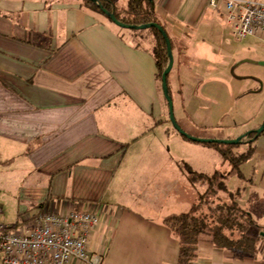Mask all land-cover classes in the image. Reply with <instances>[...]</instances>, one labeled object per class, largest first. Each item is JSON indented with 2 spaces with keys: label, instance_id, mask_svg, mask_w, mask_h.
<instances>
[{
  "label": "crops",
  "instance_id": "crops-1",
  "mask_svg": "<svg viewBox=\"0 0 264 264\" xmlns=\"http://www.w3.org/2000/svg\"><path fill=\"white\" fill-rule=\"evenodd\" d=\"M84 1L0 0V163L25 158L15 174L26 177L24 205L10 215L0 203V222L19 232L44 208L103 207L90 245L92 256L103 252L100 264H178L180 242L164 220L196 200L183 163L207 175L232 166L220 147L171 124L155 34L121 27ZM153 1L172 42L178 124L215 139L258 128L263 90L242 69L223 13L207 0ZM250 144L241 175L226 185L241 190L240 206L264 228V132ZM260 234L254 255L202 234L193 264H264Z\"/></svg>",
  "mask_w": 264,
  "mask_h": 264
},
{
  "label": "trees",
  "instance_id": "trees-1",
  "mask_svg": "<svg viewBox=\"0 0 264 264\" xmlns=\"http://www.w3.org/2000/svg\"><path fill=\"white\" fill-rule=\"evenodd\" d=\"M84 2L104 13L100 7L102 4L105 9L115 13L120 21L127 24L138 25L148 22L160 24L153 0H127L121 9L118 8L116 0H97V2L85 0ZM151 29L157 41L153 49L157 58L159 76L162 77L169 62L166 42L159 30L154 27ZM254 137L256 138L253 132L247 135L243 142L238 143H246L249 146L244 151L234 147L236 144L212 143L221 148V154L230 162L232 166L230 172H216L213 175H207L183 163L188 179L197 191V197L189 211L170 214L164 220L165 225L171 229L180 242L178 264L194 263L202 234L211 236L216 248L219 249H231L251 255L258 251L260 233L264 231V228L253 219L248 210L240 206L238 200L241 190L234 192L226 185L229 175H241L242 163L253 154L254 147L250 143L255 139Z\"/></svg>",
  "mask_w": 264,
  "mask_h": 264
},
{
  "label": "built area",
  "instance_id": "built-area-1",
  "mask_svg": "<svg viewBox=\"0 0 264 264\" xmlns=\"http://www.w3.org/2000/svg\"><path fill=\"white\" fill-rule=\"evenodd\" d=\"M207 4L223 13L235 38L264 37V0H207ZM103 211V207L88 206L67 211L44 208L32 227L19 232L0 222L3 264H70L74 260L100 264L103 252L92 256L90 245Z\"/></svg>",
  "mask_w": 264,
  "mask_h": 264
},
{
  "label": "rangeland",
  "instance_id": "rangeland-1",
  "mask_svg": "<svg viewBox=\"0 0 264 264\" xmlns=\"http://www.w3.org/2000/svg\"><path fill=\"white\" fill-rule=\"evenodd\" d=\"M116 1L120 7L122 4L124 3L126 4L127 0H116ZM143 30L151 31L152 29L148 28ZM236 40H238L241 43L240 46L242 47V52L240 54V59H242L241 61L242 69L244 70L245 68V71L257 75L258 79L256 82L257 85L255 86V89L260 91L263 90L262 96H259L258 100L259 103L262 100L263 101L262 104L264 105V64H263L264 58H262L264 57V38L262 39L260 37L251 35L241 39L236 38ZM254 59H257V61L254 62ZM234 147L242 148L241 151H244L249 146L246 143H242V144H236ZM24 164H25V158L23 157L15 163H10V162L0 163V203L5 209L6 214L9 213L11 215V211L14 214V212L19 211V207H21V205H24V202L20 197V190H22L21 185L26 183V177L20 175L18 176V174H15L16 168ZM229 164L230 163L228 162L227 168L228 166L230 168ZM250 167L251 166L247 168L250 170ZM184 172L187 173L186 171ZM33 209L34 208H32L31 211ZM176 209L179 210V208Z\"/></svg>",
  "mask_w": 264,
  "mask_h": 264
},
{
  "label": "water",
  "instance_id": "water-1",
  "mask_svg": "<svg viewBox=\"0 0 264 264\" xmlns=\"http://www.w3.org/2000/svg\"><path fill=\"white\" fill-rule=\"evenodd\" d=\"M93 2H97V0H91ZM101 9L104 11L105 15L107 17H109L113 22H115L116 24H118L121 27L124 28H129V29H135V30H140V29H148V28H156L157 30H159L162 34V36L164 37V40L166 42V49H167V54H168V65L166 66L165 70L162 73V88H163V92L165 95V99L168 102L169 105V117H170V121L171 124L174 126V128L179 132V134H182V136H185L193 141H197V142H204V143H218V144H238L240 142L244 141V138L251 134V133H255V136L257 137L258 135H260L262 132H264V122L256 129L251 130L249 132H247V134H243L241 136H239L236 139H215V138H202V137H197V136H192L190 133L186 132L180 124H178L179 122L176 119L175 116V111H174V101H173V97L169 88V84H168V76L169 73L171 72L173 66H174V53H173V48H172V42L170 37L168 36L167 31L165 30V28L163 27L162 24H159L158 22H148V23H142V24H127L124 23L122 21H120L115 13L105 9L102 4H100ZM264 64V62H263ZM255 138V137H254ZM262 234H264V232H262Z\"/></svg>",
  "mask_w": 264,
  "mask_h": 264
}]
</instances>
